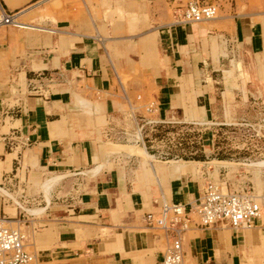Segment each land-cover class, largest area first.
Instances as JSON below:
<instances>
[{
    "label": "crops",
    "instance_id": "0c3cea01",
    "mask_svg": "<svg viewBox=\"0 0 264 264\" xmlns=\"http://www.w3.org/2000/svg\"><path fill=\"white\" fill-rule=\"evenodd\" d=\"M11 1L12 7L4 1V10L18 15L21 24L0 26L13 25L25 30L9 26L0 30V137L12 138L11 135L16 134L18 139L30 142L24 149V156L35 161L39 172L55 174L39 182L47 204L38 209L26 207L16 194L0 186V194L17 205L14 207L7 204L6 199H0V215L22 227L15 219L21 212L18 206L32 214L49 209L47 218H33L32 221V226L40 229L39 235L31 234L35 262H38L40 249L53 248V252L71 256L88 248L96 237L95 250L104 253L99 264L101 258H107L103 264H161L170 239L160 230L148 226L146 214L158 211L164 202L197 203L208 182L194 176L201 168L200 163H210L217 169L220 164L217 160L159 161L139 144L104 143L105 131L100 126L110 122V117H114L111 113L119 107L116 99L119 88L114 86V80L118 68L128 63L129 57L116 56L114 42L109 43L105 36L112 35L109 32L113 27L111 24H120L119 28L122 24H129L130 28L135 27L133 24H160L148 32L145 43L146 55H155L153 97L158 115L165 121L170 120L171 112L193 108L200 97V94L193 95L195 85H185L191 78L192 84L199 82L201 57L195 51L197 41L204 42L211 30H221L226 40L241 43L244 50L252 54L264 55V23H254L244 16L224 15L211 21L181 25L170 19L165 7L159 16L146 9L148 2L161 0H134V5L129 4V10L115 4L114 18L101 23L93 16L91 20L86 16L78 19L68 12H54L52 5L58 0H45L50 2L48 7L39 6L43 10H38L29 24L21 20L31 8L21 9L36 0ZM46 12L49 14H44ZM148 12L150 16L144 17ZM156 31L161 37L158 49L152 43V33ZM127 38L131 37L128 35ZM41 73L61 81L60 90H51L48 97L29 95L18 99L19 95L15 94L26 86L28 75L42 81L43 77L37 79ZM6 78L17 81L7 83ZM69 83L75 86L82 83L80 86H85L82 89L89 93V98L85 99L72 87H67ZM187 115L192 121L200 120L202 116L200 109ZM139 131L137 137L141 139ZM15 156L16 152L8 153L7 161L1 166L7 162L10 167ZM115 157H121V162L111 167ZM129 158L145 169L148 166L171 178L164 184L158 178L155 184L147 178L128 182L125 164ZM154 160L157 163L154 164ZM263 161L260 159L256 163L257 170L264 169ZM247 169L256 170L254 167ZM68 172L86 175L92 181L91 186L76 197L71 196L74 194L69 196L70 192L64 189L71 184L75 188L77 182L65 184ZM1 175L0 169V178ZM62 181L64 188L60 185ZM64 191L66 199L59 200ZM225 225L228 224L203 227L194 222L185 232V258L191 264H250L254 254L264 255V219L256 220L252 229Z\"/></svg>",
    "mask_w": 264,
    "mask_h": 264
},
{
    "label": "rangeland",
    "instance_id": "374dc122",
    "mask_svg": "<svg viewBox=\"0 0 264 264\" xmlns=\"http://www.w3.org/2000/svg\"><path fill=\"white\" fill-rule=\"evenodd\" d=\"M4 1L0 0V16L3 14L2 11L6 12ZM6 1L8 4H14L11 0ZM186 1L148 2L146 9L153 10V13L159 16L162 13V8L165 7V11L169 12L170 19L177 22V14L181 13ZM210 1L219 5L217 18L224 15H239L249 18L254 23L257 21L264 23V0ZM49 3L45 0H36L22 8L21 11L31 9L26 16L22 17L21 21L32 24L31 22L38 10H43L39 6L48 7ZM115 4L124 5L129 10V4L134 5V0H58L56 4L52 5V8L54 12L59 11L62 14L68 12L78 19L86 16L88 20H91L93 16L94 19L103 23L113 19V16L116 15L113 10ZM135 6L139 9L138 4ZM34 8H36L35 11ZM133 10L136 9L133 8ZM44 14L48 15L49 13ZM146 14L144 17L150 16L149 12ZM17 16L12 17L11 24L18 21ZM153 20L155 21V19ZM112 23L114 22L112 21ZM119 25L111 24L113 27L109 32L112 35L106 34L105 40L109 43L114 42L116 56L129 57L128 63L118 68L117 77L114 80V86L119 88L116 98L119 107L111 113L114 116L110 117L111 121L100 126L105 131L104 143L139 144L145 146L159 161L183 159L214 162L217 160L222 169L225 167L224 170H220V167L217 169L216 166L207 162L200 163L201 168L199 167V171L194 176L200 177L203 181L218 182L224 187V192L247 193L255 196L264 205V169L257 170L259 166H256L260 159H264V55L252 54L248 50H244L241 43L226 40L225 35L221 34V30L218 32L211 30L204 42L197 41L195 44V51L201 57L198 84H192V78L189 81L190 84L185 81V85L188 87L196 86L193 95L200 94L197 103L194 104L193 108H188L184 112L180 110L171 112L170 120L164 121L159 117L156 105L152 111L148 110L152 102L156 103L153 97L156 71L153 61L155 55L152 53L146 55L145 43V37L149 35L148 32L160 24H133L135 25L134 28H130L129 24H122V27L119 28ZM7 26L25 30L13 25L0 26V30ZM152 34L154 35L153 47L158 49L161 43L160 33L156 31ZM128 35L131 37L130 39L127 38ZM109 47L111 50V45ZM28 76L26 86L15 94L19 95L18 99L21 96L27 97L29 95L48 97L51 90H60L59 84L62 82L54 77L50 79L47 73H41L38 76L37 79L43 77L42 81L36 80L32 74ZM6 79L7 83L17 81L15 78ZM80 85L82 86V83ZM80 85L75 86L69 83L67 87H72L81 97L89 98V93L82 89L85 86L81 87ZM194 109H200L202 114L200 120L192 121L189 119L187 113ZM138 130H140L141 139L137 137ZM11 136L12 138L6 139L0 137V169L2 172L0 186L16 194L26 207L42 208L46 206L47 201L39 182L55 173L39 172L35 161L24 156V149L30 146V142L18 139L16 134ZM11 152H16V156L12 159L10 167L7 162L2 167L3 161H7V155ZM120 158L115 157L111 167L115 163L121 162ZM155 163L157 162L154 160ZM248 163L250 165H247ZM125 166L128 182L133 179L140 182L147 178L155 184L158 178L164 184L171 178L170 175L164 176L165 174L152 171L148 166L146 169L143 168L139 162H135L132 158L127 160ZM251 167L256 170L247 169ZM226 168L236 170L228 172ZM68 174L65 184L77 182L75 188H72L71 184L66 187L67 189H64L66 192H70L69 196L74 194L71 196L76 197L77 194H82L92 184V181L84 174H72L70 172ZM81 177L83 180L80 179ZM65 184L64 181L60 183L62 187ZM65 191L61 192L62 197L59 200L66 199L64 197ZM0 199L1 201L6 199L7 204L11 203L12 206H17L12 199L5 195L0 194ZM18 208L21 212L15 219L22 223V228L28 234L30 249L35 251V245L31 243V234L33 232L38 234L40 229L32 226V221H34L33 218L36 220L43 217L47 218L49 209L40 214H32L20 206ZM13 225L16 226L17 224ZM97 240L94 237L88 248H83V250L78 251L79 253L71 256L53 252V248H51L53 250L40 249L38 262L33 261L30 264H99L98 260L103 257L104 253L96 252ZM106 261L107 258L100 259L101 264ZM186 263L191 264L188 259H186ZM250 264H264V255L254 254L250 258Z\"/></svg>",
    "mask_w": 264,
    "mask_h": 264
},
{
    "label": "built area",
    "instance_id": "2783aa9c",
    "mask_svg": "<svg viewBox=\"0 0 264 264\" xmlns=\"http://www.w3.org/2000/svg\"><path fill=\"white\" fill-rule=\"evenodd\" d=\"M219 5L210 0H187L177 23L181 25L214 19ZM14 15L4 12L0 23H10ZM152 102L148 110L152 111ZM264 218V205L250 194L224 192L223 187L208 180L201 199L195 204L164 202L156 212H148L149 227L163 232L168 244L161 264H188L184 252L185 232L194 222L199 226L223 223L234 228L252 229L258 219ZM0 215V264H30L35 253L30 249L27 232L20 226H10Z\"/></svg>",
    "mask_w": 264,
    "mask_h": 264
},
{
    "label": "bare ground",
    "instance_id": "6f19581e",
    "mask_svg": "<svg viewBox=\"0 0 264 264\" xmlns=\"http://www.w3.org/2000/svg\"><path fill=\"white\" fill-rule=\"evenodd\" d=\"M9 6L12 7V6H14V5L10 3ZM2 12H3V14H4V11H2ZM3 14L0 16V18L3 16ZM12 19H13V18H12ZM14 19H15V17H14ZM14 23H15V24H18V23H20V22H19V21H14ZM2 24H3V23H0V25H2ZM20 24H21V23H20ZM20 24H19V25H20ZM22 25H24V24H22ZM27 26H28V25H27ZM29 26L31 27V25H29ZM253 197L256 198L255 196H253ZM256 199H257V198H256ZM262 219H264V218H262ZM5 220H6V223H7L8 225H10V226H14V225L11 223V219H9V220H8V219H5ZM14 227H15V226H14Z\"/></svg>",
    "mask_w": 264,
    "mask_h": 264
}]
</instances>
